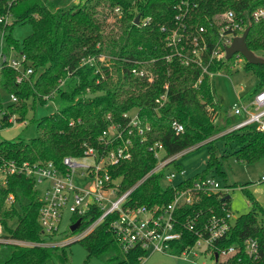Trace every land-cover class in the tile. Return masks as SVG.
Returning a JSON list of instances; mask_svg holds the SVG:
<instances>
[{"label": "trees", "instance_id": "trees-1", "mask_svg": "<svg viewBox=\"0 0 264 264\" xmlns=\"http://www.w3.org/2000/svg\"><path fill=\"white\" fill-rule=\"evenodd\" d=\"M80 1L71 7L50 9L43 0H0V16L9 10L13 18L12 24L4 30V51L12 47L22 52L33 70L28 78L17 83L12 69H2L0 88L5 94L14 95L18 103L7 107L8 113L0 129L12 125L6 119L13 113L18 115L17 122H23L30 99L31 106L35 101L45 104L54 98L64 104L36 121L38 136L28 143L1 141V158L29 164L51 162L64 171L63 158H79L87 148H99L98 138L102 131L110 123L125 128L127 121L123 115L134 112L142 132L124 129L122 139L130 141L131 157L109 169L121 194L155 167L156 159L149 150L154 143H160L165 157L193 147L208 146L206 165L201 173L166 187L161 186L163 173H152L131 191L126 205L147 208L169 204L177 191L190 188L195 181L208 175L223 176L213 144L215 140L229 147L236 161L252 164L264 158V133L250 126L210 139L223 132L233 118L224 117L222 125L214 123L221 107L212 94L213 75H230L236 60L241 58L243 68L257 78L252 92L255 93L264 90V63L249 64L236 55L228 60L209 58L225 26L215 25L212 17L228 11L234 14V23L248 30L247 49L257 56L264 53V19L254 21L250 16L254 10L264 7V0ZM115 9L120 11L118 24L105 30L106 19ZM136 16L138 24L133 22ZM145 19L148 22L143 26L141 21ZM17 23L31 26L30 34L22 43L11 36V29ZM200 28L203 32H199ZM173 30L182 36L177 45L182 56L190 55L192 39L199 40L201 36L205 40L207 50L201 53L205 72L193 62L181 63L174 50L167 46L165 39ZM102 56L108 60H100ZM88 58L93 61L83 64ZM133 68L144 69L146 76L134 75ZM163 95L166 100L161 102ZM172 122L181 125L182 132H175ZM175 169L182 171L179 165ZM9 195L13 202L8 205ZM245 195L249 211L234 219L218 246H241L245 239L252 238L263 251L264 208L249 192L245 191ZM37 196L33 179L25 176L10 175L5 185L0 184V221L10 237L33 243L45 241L38 223L40 202ZM192 197L189 206L175 213L178 228L186 236L178 245L177 254L194 243L195 232L202 231L212 216L230 212L228 194L198 191L193 192ZM101 214L99 207L90 205L84 214L72 216V224L77 220L80 223L74 232L69 231L73 234L84 231ZM110 221L111 217L104 218L76 240L87 253L84 264L90 258H97L103 264H140L145 252L140 248L123 252L110 229ZM55 254L62 263L67 261L64 246L6 244L0 251V264H40Z\"/></svg>", "mask_w": 264, "mask_h": 264}, {"label": "built area", "instance_id": "built-area-1", "mask_svg": "<svg viewBox=\"0 0 264 264\" xmlns=\"http://www.w3.org/2000/svg\"><path fill=\"white\" fill-rule=\"evenodd\" d=\"M118 11L115 9V12ZM250 16L254 21L263 20L264 7L254 10ZM11 19L9 10L0 16V73L3 68L12 69L16 73L15 80L19 83L28 78L33 70L22 52L12 47L8 51H4V30L12 24ZM147 22L148 19H145L141 21V24L144 26ZM212 22L217 26L221 24H225V26L220 30V42L211 51L209 58L225 60V48L229 46L233 38L241 36L244 29L239 23H234V14L230 11L214 15ZM161 29L164 30V28ZM199 32H203V29L200 28ZM165 40L167 46L171 47L175 52L174 54L180 58L181 63L193 62L203 72L206 71V67L202 64L201 53L207 50V44L201 36L199 40L194 38L190 42L192 44L189 56H182L177 49V45L182 40V36L177 30L171 31ZM169 58L167 57V59ZM92 61L93 58H88L82 63H91ZM131 72L139 77L146 76L144 69L133 68ZM160 100L164 102L166 100L165 95ZM17 103V98L14 95L5 94L0 88V127L8 113L7 107ZM130 114L123 115L127 121L125 128H134L141 133L138 115L136 113ZM229 115L238 118V121L226 129L225 133L246 126L264 133V90L250 94L249 98L245 100L238 98L229 108ZM17 118V113H13L8 116L6 122L14 124L17 122ZM171 127L177 133L183 130L182 126L176 122H172ZM125 128L118 123H110L98 138L99 148L89 147L85 150L84 155L79 158H63L64 171L58 170L51 162L29 164L28 162L20 163L0 157L1 185L6 184L10 175H21L33 179L34 189L38 194L37 199L40 202L38 223L45 239V241L38 243L14 239L4 230L0 221V246L8 244L21 247H53L57 245V242L51 240L58 232L63 211H67L71 216L82 215L90 205H96L102 211L101 216L87 229L78 233L79 235L74 238L75 240L85 236L104 218L111 217L110 229L123 252L140 248L145 252V255L158 252L182 259L201 254L209 258V264H264V250H260L255 239H245L241 246L230 245L226 248L218 246V243L223 240L233 225L231 212L224 216H212L202 231L195 232L196 240L194 243L185 247L180 254L176 253L178 245L186 239L183 231L178 228L176 211L192 203L193 192L202 191L212 194L222 192L227 194L228 188L222 186L214 175H208L195 181L190 188L177 191L172 201L167 205H157L151 208L126 205L131 191L152 173H163L161 182H166L165 187L176 185L177 183H173V180L178 175H182V171L178 172L175 169L166 172L165 168L188 149L172 157H165L160 143H154L149 150L153 152L156 159L155 167L134 187L119 194L117 191L118 183L111 178L109 169L131 157L130 141L123 142L122 139ZM74 176L86 179L84 186L76 187L73 183ZM258 181H264V174ZM39 186H41V190L37 189ZM12 202L13 197L9 195L6 203L9 205ZM70 225H72V221ZM186 227L188 230L191 229L190 226Z\"/></svg>", "mask_w": 264, "mask_h": 264}, {"label": "rangeland", "instance_id": "rangeland-1", "mask_svg": "<svg viewBox=\"0 0 264 264\" xmlns=\"http://www.w3.org/2000/svg\"><path fill=\"white\" fill-rule=\"evenodd\" d=\"M43 2L50 8L56 9L61 7H71L79 4L80 0H43ZM120 15V11L115 12L106 19L105 30L115 28L118 24L117 17ZM13 22V18L11 19ZM31 32V26L28 23L14 24L11 29V36L14 40L22 43L23 39ZM257 56V55H256ZM264 60V53L258 55ZM103 61H107L108 57L102 56ZM257 84V78L249 71L243 68V60L241 58L236 60L230 75L215 74L212 77V94L214 100L220 105V116L214 118V123H220L222 125L224 117L231 119L229 115V108L237 100L241 98L245 100L249 98ZM28 110L23 122H15L8 128L0 129V142L1 141H22L28 143L30 140L38 136L36 127V121L42 117L48 116L61 107L64 106L63 102L54 98L48 100L45 104H41L39 101H35L32 105L31 99L28 101ZM131 112L130 115H133ZM238 118L233 117L232 122L226 126V129L230 128ZM225 129V130H226ZM224 130V131H225ZM221 132L210 139H216L220 135L225 134ZM214 146L217 150V156L220 159L221 171L223 176L213 174L215 179L222 185L227 186V194L229 196L230 212L234 219L244 213H247L250 209L245 191L249 192L251 196L258 202V204L264 208V181L258 180L264 174V158L252 163L247 164L244 162L236 161L232 155V150L229 147H225L221 140H215ZM224 155V157H221ZM208 157V146L202 145L199 147H193L185 151L183 154L177 156L174 162L170 163L165 171H174L175 166L179 165L182 169V175H178L173 183H178L181 180L191 178L196 174L203 171L206 165ZM86 179H80L74 176L73 183L76 187L81 188L86 183ZM166 182L162 181L161 186L165 187ZM235 186V187H234ZM41 190V186L37 188ZM72 220V216L63 211L59 229L57 234L51 240L57 242L56 247L60 248L64 246L67 261L61 262L58 255L60 249L53 257L46 262L40 264H84L86 258L85 249L78 243L76 238L78 233H71L69 226ZM15 222L12 223L14 225ZM3 246H0V251ZM210 260L207 256L199 254L196 257L188 256V259H182L178 257H171L163 255L158 252L147 253L140 264H209ZM87 264H103V262L97 258H90Z\"/></svg>", "mask_w": 264, "mask_h": 264}, {"label": "water", "instance_id": "water-1", "mask_svg": "<svg viewBox=\"0 0 264 264\" xmlns=\"http://www.w3.org/2000/svg\"><path fill=\"white\" fill-rule=\"evenodd\" d=\"M133 22L134 24H138V16L135 17ZM247 33H248V30L245 29L242 32L241 36L235 37L232 39L229 46L225 48V60L230 59L234 55H239L249 64L255 65V64L264 63L263 59L256 56L250 50L247 49L245 45V38L247 36ZM79 223H80V220H77L76 222H74L72 225H70L69 230L71 232H74L78 228Z\"/></svg>", "mask_w": 264, "mask_h": 264}, {"label": "crops", "instance_id": "crops-1", "mask_svg": "<svg viewBox=\"0 0 264 264\" xmlns=\"http://www.w3.org/2000/svg\"><path fill=\"white\" fill-rule=\"evenodd\" d=\"M238 99V98H237ZM241 99V98H240ZM242 100V99H241Z\"/></svg>", "mask_w": 264, "mask_h": 264}]
</instances>
